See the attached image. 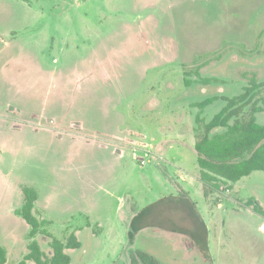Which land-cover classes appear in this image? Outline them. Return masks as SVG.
<instances>
[{"label":"rangeland","instance_id":"1","mask_svg":"<svg viewBox=\"0 0 264 264\" xmlns=\"http://www.w3.org/2000/svg\"><path fill=\"white\" fill-rule=\"evenodd\" d=\"M253 79L264 83V0H0V172L46 202L55 237L79 232L72 264H125L130 230L164 264H264L247 205L264 203V173L235 200L234 187L214 200L181 176L200 169L179 108ZM256 100L264 108V86ZM0 223L4 237L12 221ZM17 238L26 252V233Z\"/></svg>","mask_w":264,"mask_h":264},{"label":"trees","instance_id":"2","mask_svg":"<svg viewBox=\"0 0 264 264\" xmlns=\"http://www.w3.org/2000/svg\"><path fill=\"white\" fill-rule=\"evenodd\" d=\"M20 1L29 3V0ZM201 82L209 85L218 81L216 79L203 78ZM185 84L189 87L193 83L186 81ZM263 86L264 83H258L253 79L250 81L249 86L244 88V92L241 95L233 98H224L223 100L227 103L226 107L210 122L202 118V113L206 107L218 99L211 98L194 105L200 109L196 117L200 133L197 137L195 150L198 157L200 180L203 183L206 196L211 192H219L224 187L239 182L253 172H264V125L258 124L256 118V115L264 110L256 100L258 90ZM232 121L233 123H231ZM218 128H225L227 131L223 134L212 135V132ZM22 191L24 204L16 212V215L25 220L31 227V232L29 235V253L20 264H27L28 262H33L34 264H71L72 258L67 251L79 250L82 247L78 237L75 234H71L66 241H62L50 233L48 230L50 223L48 221H39L33 214L35 203L38 199L37 192L30 187H24ZM187 197L185 196V198ZM172 199L177 201L178 198H170L167 201L169 202ZM247 205L252 207L255 213L264 216L262 206L254 198L250 199ZM191 207L196 209L192 201ZM146 211L147 209L143 210L142 214ZM141 216L138 215L134 218L131 223L132 226L138 224L137 220H140ZM201 228L207 236V228L203 222L201 223ZM134 231L136 230L129 231L130 242L134 236ZM39 234L51 239L52 257H48L41 249L39 242L36 240ZM204 240L205 247L208 248L205 237ZM130 242L123 254V258L126 260L125 264H164L147 252L137 249ZM0 264H7V252L1 246Z\"/></svg>","mask_w":264,"mask_h":264},{"label":"crops","instance_id":"3","mask_svg":"<svg viewBox=\"0 0 264 264\" xmlns=\"http://www.w3.org/2000/svg\"><path fill=\"white\" fill-rule=\"evenodd\" d=\"M3 42H4V40H3ZM4 46L9 48V46L12 47V44L8 43V42H4ZM216 80L218 82H213V83H221L219 79H216ZM194 84L195 83H193L192 85H194ZM189 88H190V86H189ZM243 92H244V89H243ZM241 94H239V95H241ZM239 95H236V96H239ZM233 97H235V96H232V97H225V96H223V97H219V96L212 97V98H217L218 100H216L213 104H211V105H209L208 107L205 108V110L202 113V118H204L207 122H210L216 115H218L226 107L227 103L223 99L224 98H233ZM207 99H211V98H207ZM207 99H203L202 101L198 100V101L192 102L190 104L191 105L190 108H188L187 110L183 109V110L180 111V108L178 110L180 112V113H178V115H179L178 120L181 121L180 122V128L182 127L183 131L184 132L186 131L189 134V136L192 138V141L193 140L195 141L194 142V146L197 143L198 135H196V138H195V135L192 134V133L194 131V128H196L195 126H198V124L196 122V117H197V115L200 112V109L195 107L194 105H196L198 103H202V102L206 101ZM218 102L224 103V107L221 109L220 112H219V110H218V112L214 111L209 117H207L208 112ZM225 103H226V105H225ZM174 104H175V102H174ZM172 105H171V107L174 108ZM6 112H7L6 114L8 116L9 115L12 116V114L14 113V112H12L11 109H7ZM263 115H264V110L262 112H259L256 115L257 122L260 125H264V122H262V116ZM263 118H264V116H263ZM177 128H179V127H177ZM14 129H15V131H18L17 128H13V130ZM171 129L173 131V128H171ZM216 130H218V129H216ZM188 131H190V133ZM223 133L224 132L218 133V134H223ZM213 135H215V134H213ZM140 146H141V144H140ZM143 146H144V148H147V145H143ZM145 151L146 152H150L148 149H146ZM155 156L157 157L156 159H160V157H158L157 154H155ZM257 172H261V171L253 172L251 177ZM262 173H264V172H262ZM181 176H182V178L185 181L190 182V183H191L190 179L192 178V180H194L196 186L199 189H202L203 186L201 184V181H199L200 172H199V174L196 173L194 175L193 174H191V175L187 174L188 177L183 175V174H181ZM6 178H7V176L4 177V175L0 172V185H1L2 188H4V190L0 191V198L3 197V196H7V200L4 201L2 203V205H1V202H0V222L4 221L6 219V217H10V220L12 221V223L9 225V228L6 230V232H4L5 233L4 237L0 233V246L3 247L2 245L4 244L7 247V250H8V251H6L7 252V264H11V260L14 259V258L16 259V261H18V264H20L22 261H24V258L29 253V250L26 249V252L24 250H21L22 249V247H21V245H22L21 240L22 239L21 240H17V239H19V238H17V236L20 233H22V234L26 233V238L28 240V242H27L28 243L27 248H28V246L30 244L29 235H30V232H31V227L25 222L24 219H22L21 217L16 215V210L17 209L20 210L23 207L22 204L19 205L20 201H22V199H21V197H22V186H21V184H20V186L18 184V186L14 185V187H13V184H12L13 182L12 183L8 182ZM248 179H249L248 177L247 178L244 177L239 182H237L235 184H230L229 186L224 187V189H222V191L226 190L228 192L232 187H234V189H236V192H237L236 195L234 196V200H235V198H238L237 194H239L240 192H243L246 189H248V186H247L248 182H249V181H247ZM219 194H220V191L213 194L214 200L217 198V196H219ZM252 194H254V193H252ZM16 195H19V198H20V201L18 203H17V200L19 198ZM250 198L256 199L259 202V204L262 206L263 210H264V203H263V199L261 197L259 198L256 195H251ZM247 201H248V199H247ZM23 203H24V201H23ZM221 203L219 205H221ZM47 206L48 205L46 204V202L44 200L42 201L41 198H39V194H38V199H37V201L35 203V208L33 210V214L39 221H44L46 215H45V213L39 211L38 209L41 208V209L44 210V207H47ZM243 208H246V207H243ZM239 210H242V208H239ZM250 210H251V212H250ZM249 212L251 213L252 218H255L256 220H258V221H256L257 222L256 224L258 225L257 229L260 230L262 233H264V230H263L264 229V216H261V215H259L257 213H256V215H254L255 214V213H253L254 210H252L250 208H249ZM1 226H2V224L0 223V231H1ZM19 229H20V231H19ZM21 230L23 232H21ZM16 233H17V236H16ZM76 234H77V237L80 238L79 237V235H80L79 232H77ZM42 238H44V235L39 234V235H37L36 240L39 242V245L41 246V249L43 250V252H45L43 247H42V244L40 242V239H42ZM48 240H50V242H51V239L48 238ZM17 241H19V243ZM43 241H44V239H43ZM13 242H15V244ZM19 249H20V251H18ZM73 251H75V250H68L67 253L70 255ZM45 254L48 257H52L53 256V250L51 251V255H48L46 252H45ZM27 264H34V263L33 262H28Z\"/></svg>","mask_w":264,"mask_h":264}]
</instances>
